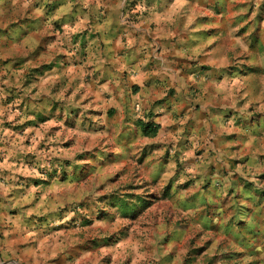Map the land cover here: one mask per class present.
Instances as JSON below:
<instances>
[{"label": "rangeland", "instance_id": "obj_1", "mask_svg": "<svg viewBox=\"0 0 264 264\" xmlns=\"http://www.w3.org/2000/svg\"><path fill=\"white\" fill-rule=\"evenodd\" d=\"M0 1V264H264V154L255 167L244 157L212 164L216 151L198 148L185 160L165 136L120 150L98 120L84 119L80 143L67 132L57 144L74 118L32 145L30 74L20 40L6 37L25 23L26 6ZM238 96L234 125L253 135L246 117L260 114L244 100L257 94L248 85ZM42 106L53 116L83 110L56 98ZM240 186L254 188L252 197Z\"/></svg>", "mask_w": 264, "mask_h": 264}, {"label": "crops", "instance_id": "obj_2", "mask_svg": "<svg viewBox=\"0 0 264 264\" xmlns=\"http://www.w3.org/2000/svg\"><path fill=\"white\" fill-rule=\"evenodd\" d=\"M23 4L25 23L7 31L6 37L15 40H9L13 45L20 40L21 69L30 74L26 96L31 121L38 116L29 126L32 145L48 136L53 124L74 118L75 124L57 133V144L64 142L67 132L73 143H80V122L98 120L110 134V145L124 150L148 137L137 125L143 119L159 124L153 137L165 136L171 150L178 149L185 160H193L198 148L216 151L212 164L226 157L239 161L244 157V164L252 167L260 163L264 0H23ZM248 85L257 96L244 102L251 105V113L260 114L246 117L245 128L253 135L234 125L241 115L239 92ZM54 98L77 101L83 110L68 117L63 107L56 116L44 115L43 103ZM256 140L261 141L259 147ZM218 171L213 170V182L219 180ZM253 189L239 190L246 200Z\"/></svg>", "mask_w": 264, "mask_h": 264}, {"label": "trees", "instance_id": "obj_3", "mask_svg": "<svg viewBox=\"0 0 264 264\" xmlns=\"http://www.w3.org/2000/svg\"><path fill=\"white\" fill-rule=\"evenodd\" d=\"M137 125L142 130L143 135L148 137L156 136L160 128L159 124L154 123L150 120L146 121L143 119H138ZM124 206L129 207L127 203H124Z\"/></svg>", "mask_w": 264, "mask_h": 264}]
</instances>
